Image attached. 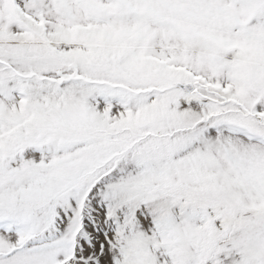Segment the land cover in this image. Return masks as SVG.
Returning <instances> with one entry per match:
<instances>
[{"label": "snow or ice", "instance_id": "obj_1", "mask_svg": "<svg viewBox=\"0 0 264 264\" xmlns=\"http://www.w3.org/2000/svg\"><path fill=\"white\" fill-rule=\"evenodd\" d=\"M0 264H264V0H0Z\"/></svg>", "mask_w": 264, "mask_h": 264}]
</instances>
